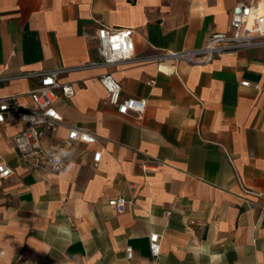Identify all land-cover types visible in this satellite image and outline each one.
Here are the masks:
<instances>
[{
  "label": "crops",
  "instance_id": "obj_1",
  "mask_svg": "<svg viewBox=\"0 0 264 264\" xmlns=\"http://www.w3.org/2000/svg\"><path fill=\"white\" fill-rule=\"evenodd\" d=\"M240 1L0 0V75L99 60L103 25L133 29L135 56L200 47L230 29ZM104 73L123 97L148 100L142 115L107 102ZM59 80L75 93L56 100L65 120L45 143L70 126L97 141L68 148L60 173L37 174L11 142L25 123H0V157L14 169L0 177V264H264V47L205 64L129 59ZM38 83L0 80V97L32 109ZM119 195L131 200L123 212L109 205Z\"/></svg>",
  "mask_w": 264,
  "mask_h": 264
},
{
  "label": "built area",
  "instance_id": "obj_2",
  "mask_svg": "<svg viewBox=\"0 0 264 264\" xmlns=\"http://www.w3.org/2000/svg\"><path fill=\"white\" fill-rule=\"evenodd\" d=\"M231 27L226 31H216L209 35L206 43L200 47L189 49H157L153 53L135 56L134 30L131 28H113L103 25L94 38L98 42L100 59L77 67H55L19 74H2L0 80L27 77L38 79L39 83L30 91L35 107L24 109L16 102V95L0 97V123H11L19 120L25 127L14 134L11 142L18 154L21 165L37 174H58L69 164L65 157L68 148L77 142L95 143L97 135L84 126H70L66 137L60 143L47 145L45 139L53 135L64 122L63 114L56 108L55 102L61 96L71 97L75 89L70 83H62L59 75L74 69L85 67L112 66L124 60L135 59L140 62L172 61L176 64H205L219 55L230 51H241L249 48L264 47V0L238 2L231 11ZM107 92V102L116 107L119 113L131 111L142 115L148 104L146 98L123 97L122 83L112 73H104L99 78ZM154 82V81H151ZM243 85H249L245 80ZM102 151H95L93 159L100 161ZM14 173L6 159L0 157V177H8ZM133 185H131L132 187ZM131 202L124 195L109 200V205L118 212L125 211ZM172 212L167 211L166 216ZM150 249L155 259L161 253V237L159 233L150 234ZM128 257L133 250L128 248Z\"/></svg>",
  "mask_w": 264,
  "mask_h": 264
}]
</instances>
